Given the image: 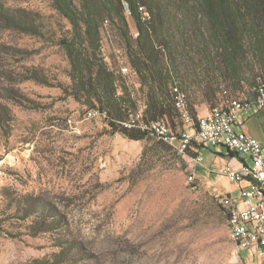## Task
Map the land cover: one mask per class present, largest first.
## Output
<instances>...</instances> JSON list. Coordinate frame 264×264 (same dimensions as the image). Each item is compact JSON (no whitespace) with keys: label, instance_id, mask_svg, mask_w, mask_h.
Instances as JSON below:
<instances>
[{"label":"rangeland","instance_id":"374dc122","mask_svg":"<svg viewBox=\"0 0 264 264\" xmlns=\"http://www.w3.org/2000/svg\"><path fill=\"white\" fill-rule=\"evenodd\" d=\"M0 1L30 12L43 34L0 29V105L11 119L0 139V264H247L251 251L237 253L216 196L202 186L214 187L215 149H199L204 181L192 191L190 163L170 147L110 134L61 89L26 80L28 69L70 84L56 45L70 26L50 0ZM109 40L103 30L105 52ZM216 178L224 197L232 185Z\"/></svg>","mask_w":264,"mask_h":264},{"label":"trees","instance_id":"16d2710c","mask_svg":"<svg viewBox=\"0 0 264 264\" xmlns=\"http://www.w3.org/2000/svg\"><path fill=\"white\" fill-rule=\"evenodd\" d=\"M50 1L70 26L56 42L66 57L70 84H51L28 69L25 79L57 87L90 112H98L110 134L130 141L150 138L145 130L122 126L140 107L143 124L162 122L177 134L182 118L178 95H183L184 112L195 127L201 104L210 110L226 98L253 100L257 87L264 85V0ZM0 29L43 35L30 12L7 8L1 1ZM108 29L115 41L109 40L105 52L102 32ZM122 66L135 72L136 87L126 82ZM249 92L252 99L245 97ZM10 121L9 111L0 105V139L8 138ZM154 141L158 148H169ZM190 147V158L202 148L194 143Z\"/></svg>","mask_w":264,"mask_h":264},{"label":"built area","instance_id":"2783aa9c","mask_svg":"<svg viewBox=\"0 0 264 264\" xmlns=\"http://www.w3.org/2000/svg\"><path fill=\"white\" fill-rule=\"evenodd\" d=\"M139 10L143 16H147L143 7ZM120 73L129 85L137 86L136 74L128 66H122ZM255 94L253 100L240 98L221 100L204 117L198 118L195 127L184 112L183 95H178L176 107L182 112V118L177 134L170 133L162 122L143 124L140 121L142 107L135 113L129 114L122 126L145 130L150 138L168 145L180 158H188L186 151L191 147H186V140H197V147L202 148L224 147L238 157L247 158L250 164L243 165L240 171H235L229 166L222 170V175L230 183L245 184L239 189L240 202L235 203L228 196H219L216 199L226 216L228 238L237 253L254 249L262 256L264 248V154L260 143L241 130L244 124L243 115L246 111L252 108L264 109V85L258 86ZM88 115L101 118L96 111L89 112ZM191 159L192 164L199 162L198 157ZM188 167L191 173L188 174L187 183L192 191H196L198 186L192 166Z\"/></svg>","mask_w":264,"mask_h":264},{"label":"crops","instance_id":"0c3cea01","mask_svg":"<svg viewBox=\"0 0 264 264\" xmlns=\"http://www.w3.org/2000/svg\"><path fill=\"white\" fill-rule=\"evenodd\" d=\"M245 97L252 99L254 97V94L252 92H249L246 94ZM196 111H197V118H201V117H204L208 113L209 108L207 107L206 104H201L199 107H197ZM243 120H244V124L241 130L245 134L255 138L260 143V146L264 154V109H256V108L249 109L248 111L244 113ZM199 151L200 150H198V152L196 153L194 157H198ZM213 152L215 154V158L209 160L210 165L209 167H207L208 173L212 176L209 178V182L211 183L210 185L214 186L212 189H210L209 187H207L206 185L202 183L204 179H203V176L198 171L200 168L198 167L197 163L192 164L191 163L192 159L188 157L187 164L190 163L189 165L192 166V172L195 177L197 186L199 185L198 183H200L201 185L203 184L202 186H205L213 196L219 197L215 189L218 187H215V186L220 184L219 178H216V177H221V178L225 177L222 175V170L225 167L229 166L231 169L235 171H240L243 165H249L250 162L247 158L238 157L232 154L230 151H228L224 147L215 148ZM215 175L217 176L215 177ZM231 185L232 186L225 191V195L230 197L233 202L239 203L241 200L239 197V189L244 187L245 184L244 183H239V184L231 183ZM247 250H250L252 253V258L247 264H264V248H263L262 256L259 255L258 252L255 251L254 249H247ZM247 250H244V251H247Z\"/></svg>","mask_w":264,"mask_h":264},{"label":"bare ground","instance_id":"6f19581e","mask_svg":"<svg viewBox=\"0 0 264 264\" xmlns=\"http://www.w3.org/2000/svg\"><path fill=\"white\" fill-rule=\"evenodd\" d=\"M192 143L197 145V140H186V147H190Z\"/></svg>","mask_w":264,"mask_h":264}]
</instances>
